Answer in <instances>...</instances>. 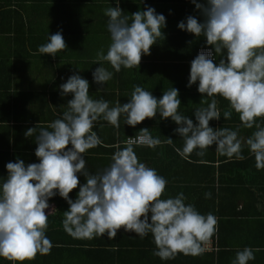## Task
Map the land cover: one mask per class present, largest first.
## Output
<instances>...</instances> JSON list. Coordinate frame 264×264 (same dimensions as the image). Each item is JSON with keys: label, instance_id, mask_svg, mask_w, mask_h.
Wrapping results in <instances>:
<instances>
[{"label": "clouds", "instance_id": "1", "mask_svg": "<svg viewBox=\"0 0 264 264\" xmlns=\"http://www.w3.org/2000/svg\"><path fill=\"white\" fill-rule=\"evenodd\" d=\"M191 3L203 19L198 21L189 15L177 27L205 37L210 46L190 62L187 86L198 82L197 91L209 98L206 106L194 109L195 123L178 111L181 101L174 87L157 99L135 85L127 103L117 100L110 106L107 100L94 99L89 94L87 79L77 73L70 75L59 85L60 95H72L62 118L40 128L35 136L38 162L26 164L17 159L5 165L7 176L0 178V257L24 261L37 253L50 252L52 243L45 233L48 217L56 209L48 201L57 194L69 205L63 212L62 225L73 237L92 239L106 233L113 239L123 227L141 239L151 234L156 245L153 254L161 259H170L177 252L196 255L204 251L203 242L217 230L216 217L201 214L193 204L186 203L183 192L162 198L167 180L156 169L138 161L132 139L122 148L116 145L111 163L94 174L87 170L84 158L87 150L100 143L93 131L98 120L119 128L121 115L126 124L135 126L159 113L162 119L170 118L177 125L173 131L184 141L182 149H176L180 156L194 150L197 156H203L209 146L215 145L218 155L242 160L238 131L209 126L210 120L221 118L216 99L219 96L229 104V110L223 112L224 119L235 111L244 128L255 127L244 143L256 167L264 168V126L257 122V118H264V0ZM104 14L108 17L111 43L106 54L103 49L97 51L93 62L99 64L92 72L93 82L99 85L113 76L100 61H107L116 72L121 67H138L141 56L150 54V46L163 36L166 26L165 16L151 6L128 16L116 0V7L104 9ZM65 49L61 31H57L48 34L47 42L37 51L55 57ZM216 55L221 57L218 62ZM34 131L35 127L29 128L24 135L30 137ZM140 133L150 148L162 143L147 128ZM164 142L171 143L172 139ZM77 174L86 182L79 184L73 200L69 193L78 186ZM259 250L245 246L236 252L232 264H248Z\"/></svg>", "mask_w": 264, "mask_h": 264}, {"label": "crops", "instance_id": "2", "mask_svg": "<svg viewBox=\"0 0 264 264\" xmlns=\"http://www.w3.org/2000/svg\"><path fill=\"white\" fill-rule=\"evenodd\" d=\"M145 6L165 16L163 36L150 46L149 55L141 56L138 67H121L116 72L107 61H100L113 76L99 85L92 78L99 64L93 62L97 51L103 49L106 54L111 43L104 9L116 7V0H0V178L7 176V162H38L35 136L40 128L62 118L72 95H60L59 85L74 73L88 80L89 94L94 99L107 100L110 106L117 100L127 103L135 85L157 99L174 87L181 101L178 111L195 123L194 109L206 106L209 98L197 91L198 82L187 86L190 62L198 49L210 46L205 37H196L177 24L189 15L198 21L203 17L191 0H119V7L128 16ZM57 31H61L66 49L55 57L40 54L38 46ZM220 58L215 56L217 62ZM216 99L221 118L210 120L209 126L238 131L242 160L218 155L215 145L209 146L203 156H197L195 150L180 156L176 149H182L184 141L173 131L177 125L170 118L162 119L159 113L135 126L126 124L121 115L119 128L98 120L93 131L100 143L87 150L84 157L87 170L94 174L111 163L116 145L124 147L128 136L147 128L162 143L155 148L133 144V149L139 162L156 169L167 180L162 198L183 192L186 203L217 219V230L203 242V252H177L170 259H161L153 254L156 245L151 234L141 239L123 227L113 239L106 233L92 239L73 237L62 225L63 212L69 205L57 194L48 201L56 209L48 217L45 233L52 243L50 252L37 253L24 261L0 257V264H232L236 252L245 246L260 249L248 264H264V168L256 167L244 143L255 127L244 128L235 111L224 119L228 101L219 96ZM257 122L264 126V118H257ZM32 127L33 135L26 137L24 133ZM166 138L172 142H164ZM77 175L78 186L69 193L73 200L79 184L86 182L84 176Z\"/></svg>", "mask_w": 264, "mask_h": 264}, {"label": "built area", "instance_id": "3", "mask_svg": "<svg viewBox=\"0 0 264 264\" xmlns=\"http://www.w3.org/2000/svg\"><path fill=\"white\" fill-rule=\"evenodd\" d=\"M202 49H205V48H200V49H198L197 52H196V55H197ZM129 139H132V140H133V144H134V145H135V144H136V145H138V144H145L144 141H143V139H142L141 134H137V135H133V136H128V137L126 138L125 142L128 141Z\"/></svg>", "mask_w": 264, "mask_h": 264}]
</instances>
